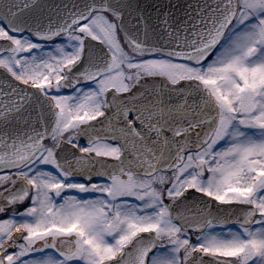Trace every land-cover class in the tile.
Listing matches in <instances>:
<instances>
[{
  "label": "snow or ice",
  "instance_id": "6c2138e0",
  "mask_svg": "<svg viewBox=\"0 0 264 264\" xmlns=\"http://www.w3.org/2000/svg\"><path fill=\"white\" fill-rule=\"evenodd\" d=\"M0 264H264V0H0Z\"/></svg>",
  "mask_w": 264,
  "mask_h": 264
},
{
  "label": "water",
  "instance_id": "95a60500",
  "mask_svg": "<svg viewBox=\"0 0 264 264\" xmlns=\"http://www.w3.org/2000/svg\"><path fill=\"white\" fill-rule=\"evenodd\" d=\"M174 3L177 2V0H173ZM179 4L183 5L184 7L187 6L188 3H195V0H178ZM179 15H183V11L181 10L179 13Z\"/></svg>",
  "mask_w": 264,
  "mask_h": 264
}]
</instances>
